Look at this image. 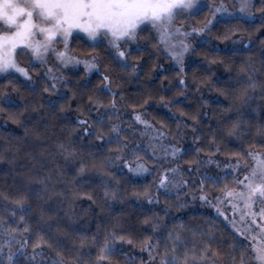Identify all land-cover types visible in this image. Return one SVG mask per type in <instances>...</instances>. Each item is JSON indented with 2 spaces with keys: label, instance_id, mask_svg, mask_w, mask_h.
<instances>
[{
  "label": "snow or ice",
  "instance_id": "obj_1",
  "mask_svg": "<svg viewBox=\"0 0 264 264\" xmlns=\"http://www.w3.org/2000/svg\"><path fill=\"white\" fill-rule=\"evenodd\" d=\"M213 29L231 46L213 44ZM261 31L264 0H0V117L24 129L0 143L8 165L0 167V264H118L120 256L135 264L125 245L147 253L140 264H264V40L257 47L253 37ZM200 51L204 61L193 64ZM145 57L155 62L148 75L175 72L180 96L191 91L201 107L215 106L206 132L208 112L192 115L191 125L176 117L175 129L158 127L146 118L151 92L137 89L141 103L114 89L116 81H139ZM221 64L226 75L212 68ZM165 79L161 90L170 91ZM203 88L219 95L205 97ZM85 96L95 116L73 124L66 113ZM49 120L67 123L46 136ZM22 151L34 162L23 164L27 174ZM81 197L107 210V220L90 204L84 227L74 207ZM133 199L146 210L115 213ZM197 200L215 217L194 225L173 216V207ZM216 218L228 225L223 233Z\"/></svg>",
  "mask_w": 264,
  "mask_h": 264
},
{
  "label": "trees",
  "instance_id": "obj_2",
  "mask_svg": "<svg viewBox=\"0 0 264 264\" xmlns=\"http://www.w3.org/2000/svg\"><path fill=\"white\" fill-rule=\"evenodd\" d=\"M249 26L247 24L242 25V28H248ZM218 30L220 32L225 31L224 25H219ZM217 35V29H213L212 36L216 42L225 43L228 41H221L216 39ZM236 35H244L246 38L249 35L248 32H241L237 33ZM255 44L258 47L259 41L264 40V31L256 32L253 34ZM230 41V40H229ZM225 49V48H221ZM243 54H238L237 57L234 59L239 60L243 59ZM147 63H145V70L143 73H141L139 81L129 80L127 82L124 81H116L114 84V89L118 90L119 88H124L127 90V93L131 96L133 100L139 99L140 102H143V98H141V95L139 92H137V89L143 88L146 92L152 93V99L149 101V104L146 106V114L149 117V119L155 123L158 127L160 126L161 122L167 123L171 128L175 129V118L176 117H182L183 120L187 121L189 125L195 123V121L191 118L192 115H195L200 112H208V116L203 118V121L201 123V127L204 129V131H207V124L208 120L217 119V111L215 109L214 105H204L201 107L202 101L198 102L195 96L199 95L198 93L189 92V97L187 100L184 99L183 96H180L178 94L177 88L173 87V84L176 80L175 72L169 71V72H163L159 71L158 69H155V71L158 73L159 78H154L148 73L152 72L154 70V61L149 60L147 57H145ZM225 60H227V57H224ZM204 61V53L203 51H200L197 55L193 58V64L196 62H202ZM207 64H203L202 67H207ZM168 67V66H167ZM213 70L217 71L218 73H225L224 65H212ZM103 71V69H101ZM82 74V73H81ZM201 75H203V72H196L195 73V79H198ZM68 76L71 78V73H68ZM165 76L168 77V79L164 80V87L165 89H171L170 91H163L161 90V79H163ZM90 79L92 80L93 84H99L100 77L96 74H93ZM170 81L172 83H170ZM75 82V80H73ZM194 82V76L192 71H189V83ZM41 88L43 87V82H41ZM118 86V87H117ZM203 87V86H202ZM205 97L212 96L216 97L219 94L215 91H208L207 88H203ZM47 95V94H45ZM71 95V93H69ZM165 96L168 101L176 100V103L169 104L168 107H164L160 101V97ZM21 97L23 100L32 101L33 96L27 89H22L21 91ZM221 100L224 98L222 96L219 97ZM35 99H40L39 96L35 97ZM85 102L84 104H78L76 101L72 104V110L67 111L66 115L69 121H71L73 124L75 121L80 119H88L89 124L92 123V118L95 116V112H92L91 114L86 110V96L84 98ZM77 108H80L81 111H76ZM32 116L35 120H40V116L33 112ZM67 122H62L60 120H49V124L52 125L51 128L45 133L46 136H53V132L57 135L60 134L61 130L65 127V124ZM79 131V129H77ZM187 132H191V129H185ZM0 132L5 133V135L0 136V143H3L8 138L7 134L11 132L15 136H23L24 129L20 128L17 124L12 123L11 121H6L3 117H0ZM189 141L191 137H188ZM86 142H92V143H100L99 141H94L93 137H87ZM30 143H35L34 138H30ZM246 147V146H245ZM40 149H37V152H39ZM93 152L95 149L92 150ZM85 156H88V150L85 149ZM90 158V157H88ZM224 158V157H223ZM19 159L21 162V171H24L26 173V170L23 168V164L28 163L32 164L30 160V157L26 156L25 152L22 151L19 154ZM0 167L6 169L8 165L5 162H0ZM39 164H35V168H39ZM27 174V173H26ZM0 178L2 177V174H0ZM17 179H20L19 176L16 177ZM7 179L9 182L11 181L12 177L8 176ZM153 176L147 177V181H142L143 185L146 187L147 184L152 183ZM4 185L0 184V187H3ZM128 192L133 191V189L129 186ZM85 192H90L91 189H89L87 186L84 187ZM92 204L91 201H88L86 197H81L79 201H77L75 207V212L78 213V219H80L83 222L84 227H88V222L92 221V215L91 211L89 210V205ZM164 205V198L161 197V207ZM123 208V215L127 217H134L135 215L141 213L142 211L146 210L147 206H145L144 209L140 207L139 204L135 202L133 199L132 203H129L127 205H120L118 204L115 209V213L119 214L120 209ZM92 210H94L97 215L105 220H107V217L109 213L107 210L101 212L100 208L97 207L95 204H92ZM38 211V210H37ZM172 214L174 217L177 218V220H184L187 223L190 224H198L203 223L206 217H215L214 215L204 212V211H191V210H184L183 208H176L173 207L171 209ZM219 226L221 227V233L224 232V229H227V225L219 218H216ZM172 221L170 220V226ZM93 230H95V223H93ZM219 238V237H218ZM138 248V247H137ZM118 264H129V262L125 259L124 256H120L118 258ZM136 264H139L138 262Z\"/></svg>",
  "mask_w": 264,
  "mask_h": 264
},
{
  "label": "rangeland",
  "instance_id": "obj_3",
  "mask_svg": "<svg viewBox=\"0 0 264 264\" xmlns=\"http://www.w3.org/2000/svg\"><path fill=\"white\" fill-rule=\"evenodd\" d=\"M209 38L212 40L213 44L218 45L220 48H226V47H230L231 46V41H228V42H225V43L216 42L214 40L212 34L210 35ZM246 42H247V39H245V43ZM160 62L163 63L165 65V67L169 66L170 63H171L168 60H161ZM66 75H68V73H66ZM146 118L149 119V117L147 116V114H146ZM221 159H224V158L221 157ZM154 175H156V173H154L153 176ZM148 177H151V176H148ZM153 191H155V190L153 189ZM188 199L191 201V196L190 195H189ZM144 204H145V206H147V203L146 202H144ZM183 209L184 210H191V211H196V210L204 211V212H208V213H210V214H212V215L215 216L214 209H212L211 207H209L207 205H202L198 200L197 201H192L191 203H189L188 207L183 208ZM227 227H228V225H227ZM124 248H125V251H127L129 253L130 256L137 257V259L135 261V264L137 262L140 264V261H139L138 257H141L142 256L144 260H147L148 259L147 253H141L140 250H139V248H132L129 245H125Z\"/></svg>",
  "mask_w": 264,
  "mask_h": 264
}]
</instances>
